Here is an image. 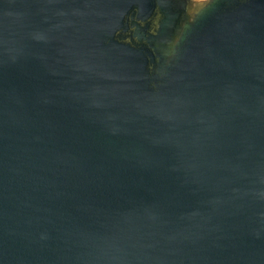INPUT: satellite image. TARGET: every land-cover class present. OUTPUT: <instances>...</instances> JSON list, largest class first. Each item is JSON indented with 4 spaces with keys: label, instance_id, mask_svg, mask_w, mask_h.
Segmentation results:
<instances>
[{
    "label": "water",
    "instance_id": "obj_1",
    "mask_svg": "<svg viewBox=\"0 0 264 264\" xmlns=\"http://www.w3.org/2000/svg\"><path fill=\"white\" fill-rule=\"evenodd\" d=\"M0 264H264V0H0Z\"/></svg>",
    "mask_w": 264,
    "mask_h": 264
},
{
    "label": "rangeland",
    "instance_id": "obj_2",
    "mask_svg": "<svg viewBox=\"0 0 264 264\" xmlns=\"http://www.w3.org/2000/svg\"><path fill=\"white\" fill-rule=\"evenodd\" d=\"M200 1H203V0H200Z\"/></svg>",
    "mask_w": 264,
    "mask_h": 264
}]
</instances>
